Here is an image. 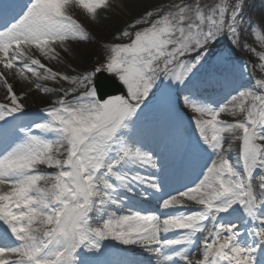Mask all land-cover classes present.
Segmentation results:
<instances>
[{"label":"snow or ice","instance_id":"1","mask_svg":"<svg viewBox=\"0 0 264 264\" xmlns=\"http://www.w3.org/2000/svg\"><path fill=\"white\" fill-rule=\"evenodd\" d=\"M111 7L0 0V264H264V50L243 39L264 49V14L247 16L248 0H157L91 69L42 62L100 43L74 9L94 21ZM103 73L126 93L101 95ZM33 89L47 106L29 113ZM183 108L199 171L170 188L147 144Z\"/></svg>","mask_w":264,"mask_h":264},{"label":"bare ground","instance_id":"2","mask_svg":"<svg viewBox=\"0 0 264 264\" xmlns=\"http://www.w3.org/2000/svg\"><path fill=\"white\" fill-rule=\"evenodd\" d=\"M157 0H122V3L127 10V13L122 14L118 13L115 15H109L107 10H98V16L96 20H91L79 9H74L72 14L86 27V30L89 31V34L93 37L96 36L97 40L100 41L92 49L81 48V50L77 51V59L73 61L76 67L80 70L88 68V66L92 64H96L94 62V57H101L107 53L106 49H103V40L105 38H110L111 34L116 32L117 29H120L126 26V22H129L133 17L142 12L145 8L150 7ZM161 3H168L170 0H160ZM264 0H250L249 11L247 16H251L250 12L259 10L263 8ZM93 35H92V34ZM72 46H75L74 44ZM81 46V45H80ZM83 46V45H82ZM45 61V60H44ZM219 93L227 92L228 89H220ZM46 95L40 96L39 93H32L26 98L27 101L37 100L38 102H43ZM25 99V102H26ZM46 105L39 106L45 107ZM227 116V115H225ZM183 141H180L175 134H171V136L163 137L161 141L156 142L154 145H150L149 148L155 151L156 148L160 146H164L165 149L160 157H156L160 164H163L166 168V179L168 181L170 188H181L184 184H188L192 181L193 176L198 171L199 167L197 166L195 160L191 158L188 152H185L183 160L178 164L174 174L172 170H174L179 152L182 150L181 147ZM232 160L235 161L236 155L235 152L232 154ZM202 163V161H201ZM171 174V175H169ZM146 208L148 206H145ZM126 210V209H125ZM152 210H155L153 208Z\"/></svg>","mask_w":264,"mask_h":264},{"label":"rangeland","instance_id":"3","mask_svg":"<svg viewBox=\"0 0 264 264\" xmlns=\"http://www.w3.org/2000/svg\"><path fill=\"white\" fill-rule=\"evenodd\" d=\"M109 3L112 5L111 8L107 9V13L109 15H115V14H118V13H121L122 14H125L127 13V10L125 9L123 3H122V0H109ZM248 3L250 4V0H248ZM249 11L246 12V15H248ZM261 14H264V6L263 8L259 9V10H256L253 12H250V15H252L253 18H257L259 17ZM137 16V15H136ZM127 23V22H126ZM92 34V33H91ZM93 35V34H92ZM93 37L97 40L96 36L93 35ZM244 40L247 41V43L252 46V47H256L257 48V51H261V50H264V49H261L260 46H259V43L255 40V38L251 35H245L243 37ZM83 45V46H82ZM97 44H85V43H81V46L77 47V46H72V50L75 52V55L74 56H70L68 57L63 63H57V62H48V61H44L42 59V62L45 63V64H48L49 66L53 67L54 70L56 69H59L61 71H65L69 74H71V66H75V63H73V61L75 59H77V51L81 50V48H86V49H92L96 46ZM107 54V53H106ZM104 54V55H106ZM102 57V56H101ZM101 57L97 58V57H94V62L96 63L99 59H101ZM235 57L238 58L237 59V64L239 67H243V62L244 61H248L249 62V69H251V64L255 61V58L252 56L251 53L245 51V50H242V49H237L236 50V53H235ZM94 64L88 66L87 69H91L92 66ZM77 71H81L79 68H77ZM255 75H259V73H255ZM15 83H17V87H16V91L19 93L21 91L22 88H24L25 90H27V82H24V81H19V78H17L16 81H13ZM42 83H47L49 87H52L53 84L52 82H42ZM67 86V85H65ZM36 91L33 89L32 93H35ZM211 93H215L217 91H214L212 92L211 90L209 91ZM38 93V92H36ZM40 96L42 95H45V94H41L39 93ZM227 94L226 93H223L222 96H225ZM220 96V95H219ZM55 97H53L54 99ZM4 99V89L2 87H0V102H2ZM43 99H45L43 102H38L37 100H32V101H27L26 99V102L25 100L23 101L26 105V111H28L29 113H32V112H36L44 107H39V106H43V105H46L47 106V97H44ZM220 99V98H219ZM45 106V107H46ZM178 111L180 112V118L183 117V115H186L187 118L191 115H193V113L191 111H189L187 108H183L182 111H180V109H178ZM226 114H222V117L221 118H226V119H231L230 116H225ZM173 130H175L176 132L180 133L181 132V127L178 126V124H176L174 127H172ZM193 132H194V128L192 126V128L190 129L189 127H187L183 133L185 134L184 136H182L183 138H186V139H192L193 138ZM162 152H158L156 153V157H159V154L161 155ZM236 155V153H235Z\"/></svg>","mask_w":264,"mask_h":264},{"label":"water","instance_id":"4","mask_svg":"<svg viewBox=\"0 0 264 264\" xmlns=\"http://www.w3.org/2000/svg\"><path fill=\"white\" fill-rule=\"evenodd\" d=\"M97 84L99 85V91L101 95H104L105 93L108 95L120 93L121 90L113 83L112 79L110 77H106L104 75H99ZM110 86V87H109ZM111 88V91L107 88ZM107 96H105L106 98Z\"/></svg>","mask_w":264,"mask_h":264}]
</instances>
